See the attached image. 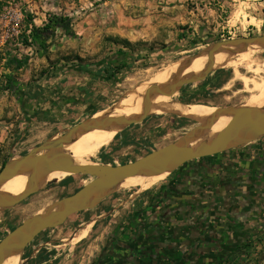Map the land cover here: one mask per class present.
<instances>
[{
    "label": "rangeland",
    "instance_id": "obj_1",
    "mask_svg": "<svg viewBox=\"0 0 264 264\" xmlns=\"http://www.w3.org/2000/svg\"><path fill=\"white\" fill-rule=\"evenodd\" d=\"M83 3L77 0H0V48H7L13 56L18 55L19 60L26 59L23 68L30 70L28 82L35 85L33 99L29 100L35 104L36 95L42 93L36 90L37 86L58 74L79 72L93 78L81 89L65 81L67 84L61 83L57 91L51 92L48 109L53 112L35 115L29 125L20 127L17 145L2 155L0 165L58 137L85 118L108 114L117 102L137 97L136 92L150 86V81H155L163 71L197 55L213 42L264 35V0H86ZM103 3L104 7H100ZM75 4L82 8L70 17L76 22L99 5V12L90 20L95 28L92 27L83 40H77L74 35L67 38L58 30L46 42L43 54L20 44L21 38L27 36L25 16L35 13V18H39V13H47L63 17L66 8ZM120 53L127 55L116 66L122 65V68L114 71L109 63ZM247 62L252 69H258L256 74L248 72L245 63L232 69H212L202 81L182 87L168 99L214 109L240 107L261 95L249 92L250 85L244 89L232 71L256 83L264 80V49L257 48L250 53ZM18 117L19 123L25 118L22 112ZM192 119L195 118L166 112L148 113L140 124L108 135L106 144H101L83 161L108 166L133 162L182 138L198 126ZM88 143V147L95 146L91 145L93 141ZM90 180L86 175H71L46 181L35 194L11 209L0 211V239L44 206L73 194ZM125 191L118 189L116 196L121 197ZM104 204L105 201L98 204V209H104ZM96 213V210L76 213L55 229L41 232L19 254V264L79 263L81 246L76 248L69 241L86 231L82 249L87 253L92 251L88 236L97 225H87ZM108 220L109 217L104 222ZM263 247L256 254L254 251V259L259 258ZM48 254L55 259L48 261ZM258 264H264V260Z\"/></svg>",
    "mask_w": 264,
    "mask_h": 264
},
{
    "label": "crops",
    "instance_id": "obj_2",
    "mask_svg": "<svg viewBox=\"0 0 264 264\" xmlns=\"http://www.w3.org/2000/svg\"><path fill=\"white\" fill-rule=\"evenodd\" d=\"M85 1L77 3L84 5ZM98 7L95 5L77 22L71 16L81 7L69 5L63 12V17L71 19L77 40H83L95 28L90 20L99 12ZM29 16L26 35L31 25L40 27L48 14ZM8 57L18 59L7 48H0V158L17 145L20 127L29 125L35 115L53 112L49 110L50 93L57 91L61 83L68 81L81 89L93 80L79 72H71L76 76L72 79L68 78L70 75L58 74L37 86L36 90L42 93L36 95L34 104L29 100L35 91V85L28 82L30 70L12 72L11 67L3 65ZM6 74L14 76L21 86L19 92L2 90ZM20 112L25 118L19 123ZM161 180L147 187L135 184L120 188L127 190L121 197L116 196V190L100 201L99 204L105 201L104 209L97 206L87 210L97 211L87 225H97V229L88 236L90 253L82 249L86 231L70 239V244L73 242L82 250L81 261L76 264H256L254 251L258 253L264 246V137L191 161ZM107 215L109 220L104 224ZM259 257L264 260V249ZM47 259L53 261L55 256L48 254Z\"/></svg>",
    "mask_w": 264,
    "mask_h": 264
},
{
    "label": "water",
    "instance_id": "obj_3",
    "mask_svg": "<svg viewBox=\"0 0 264 264\" xmlns=\"http://www.w3.org/2000/svg\"><path fill=\"white\" fill-rule=\"evenodd\" d=\"M248 47L264 49V35L213 42L197 55L183 61L178 72L168 83L148 86L142 93L140 109L136 115L122 117L108 113L85 118L58 137H53L26 154L5 162L0 168V211L11 209L38 192L51 174L86 175L91 177V180L73 194L44 206L39 213L35 212L5 234L0 239V264L9 257L20 254L41 232L55 229L76 213L93 209L131 178H148L162 174L167 176L191 161L222 154L263 138L264 110L227 107L214 109L205 120L192 119L198 126L189 130L182 138L126 164L82 165L61 152L63 146L73 143L88 132L110 129L119 131L140 124L149 113L148 103L151 99L159 96L171 97L182 87L202 81L211 72V60L217 53H242ZM202 54L206 57L203 69L196 74L181 76L189 61ZM221 116L229 118L219 130L193 144L190 143L191 137L207 132L213 122ZM23 175H26V178L18 194L9 195L1 191L9 180Z\"/></svg>",
    "mask_w": 264,
    "mask_h": 264
},
{
    "label": "bare ground",
    "instance_id": "obj_4",
    "mask_svg": "<svg viewBox=\"0 0 264 264\" xmlns=\"http://www.w3.org/2000/svg\"><path fill=\"white\" fill-rule=\"evenodd\" d=\"M256 49H257L256 47H248L242 53H232V52L228 53L226 51L219 52L212 57V60H211L212 69H217V70L226 69V68L232 69L233 67H236L242 63H245L247 67V71L252 74H256L258 72V69L257 68L252 69L249 63L247 62L248 55ZM205 62H206V57L204 54L194 59H191L188 63L187 68L181 72V76L188 75V74H196L200 72L203 69ZM182 63L183 62H179L176 65L163 71L161 75L155 81H150L152 83L151 85H161V84L168 83L171 80V78L178 72ZM236 72L238 71H232L233 76L242 83V86L244 89H246L247 86L250 85L251 91L249 90V92L256 91L260 93L261 95V97L254 99L244 105H241L240 107L264 110V80L256 83L252 80H247L246 78H242L238 76L239 73L237 74ZM146 89H139L136 92L137 97L131 100H128L126 102H117L115 106L109 111V114L111 116H122V117H130V116L136 115L140 109L142 93ZM168 98L169 97L159 96V97H155L151 99L148 103L150 107L149 113L162 114L166 112V113H173L179 116L186 115V116H190L195 119L205 120L214 111V108H211L208 106H204V105H192V106L186 105L185 106L182 104L171 102ZM96 116L98 115H95L94 117ZM228 118H229L228 116H221L217 118L213 122L212 126L207 132H203V133H200L198 135L191 137L190 143L193 144L197 142V140H200L203 137L210 136L211 134L219 130V128L223 125V123ZM117 132H118L117 129L88 132L78 137L73 143L63 146L61 149V152L63 154L68 155L70 159L73 160L74 162L82 164V165H87L89 163L84 162L83 158L85 156L89 157V155H91L94 151L100 148L101 144H106L108 135L113 136L117 134ZM88 141H93L94 143L91 145H95V146L88 147L87 146V144L89 145ZM64 177H66V175L51 174L48 176L46 181L57 180L58 178H64ZM165 177H166L165 174L154 176V177H148V178L134 177L122 183L118 187V189L126 187V186H130V185H135V184L140 185V186H143L145 184V186L147 187ZM25 178H26V175L16 176L12 178L11 180H9L7 183L3 185V187L1 188V191L7 194L13 193V192H20V190L23 187ZM19 263H20L19 254H16L6 259L3 264H19Z\"/></svg>",
    "mask_w": 264,
    "mask_h": 264
},
{
    "label": "trees",
    "instance_id": "obj_5",
    "mask_svg": "<svg viewBox=\"0 0 264 264\" xmlns=\"http://www.w3.org/2000/svg\"><path fill=\"white\" fill-rule=\"evenodd\" d=\"M25 20L30 23V16H25ZM70 25V19L67 17H56L48 15L45 19V22L40 27H34L33 25H31L27 36L25 38H21L20 44L24 47L33 48L35 51L43 54V51L47 47L46 42L50 39V37L54 34L56 30H60L67 38L74 37L71 32ZM126 55L127 54L125 53H120L118 57H116L112 62L109 63L111 66H113L114 71H117L122 68V65H120L119 68L116 66ZM25 64V58L19 60L14 57L6 58L3 63L6 68L9 69V67H11L12 72H16L17 70L23 68ZM3 81V91L15 94V92H18V89H21V86L15 82L13 75H4ZM4 163L5 161L2 162L0 168L3 166ZM262 260L263 258L259 257L256 261V264H258Z\"/></svg>",
    "mask_w": 264,
    "mask_h": 264
},
{
    "label": "flooded vegetation",
    "instance_id": "obj_6",
    "mask_svg": "<svg viewBox=\"0 0 264 264\" xmlns=\"http://www.w3.org/2000/svg\"><path fill=\"white\" fill-rule=\"evenodd\" d=\"M108 216V215H107ZM107 216L105 217V218H107ZM109 217V216H108ZM105 218H104V220H105ZM88 222V221H87ZM104 224H106V222H104Z\"/></svg>",
    "mask_w": 264,
    "mask_h": 264
}]
</instances>
